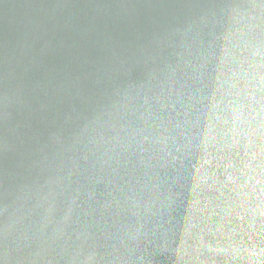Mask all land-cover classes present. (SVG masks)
Listing matches in <instances>:
<instances>
[{"label":"water","instance_id":"95a60500","mask_svg":"<svg viewBox=\"0 0 264 264\" xmlns=\"http://www.w3.org/2000/svg\"><path fill=\"white\" fill-rule=\"evenodd\" d=\"M0 264H264V0H0Z\"/></svg>","mask_w":264,"mask_h":264}]
</instances>
